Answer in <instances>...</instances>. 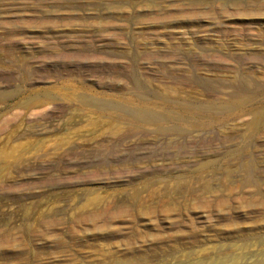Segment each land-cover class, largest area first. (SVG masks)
I'll return each mask as SVG.
<instances>
[{"label":"rangeland","instance_id":"obj_1","mask_svg":"<svg viewBox=\"0 0 264 264\" xmlns=\"http://www.w3.org/2000/svg\"><path fill=\"white\" fill-rule=\"evenodd\" d=\"M237 75L264 85V0H0V264H264Z\"/></svg>","mask_w":264,"mask_h":264},{"label":"bare ground","instance_id":"obj_2","mask_svg":"<svg viewBox=\"0 0 264 264\" xmlns=\"http://www.w3.org/2000/svg\"><path fill=\"white\" fill-rule=\"evenodd\" d=\"M68 92V91H67ZM224 97L220 99L219 103L224 105L229 109L236 108V107H243L255 102L258 100L264 99V85H257V84H247L244 82V77L236 76L232 80L228 82L227 89H225L223 93ZM78 104V103H77ZM218 107V105L216 106ZM215 107V108H216ZM219 108V107H218ZM259 111V110H257ZM256 111V112H257ZM135 115H142L139 112H134ZM259 115V114H258ZM262 115V114H261ZM93 117V116H92ZM260 117V116H259ZM262 120V119H261ZM258 123V122H257ZM60 138V137H59ZM57 139V138H56ZM63 139V137H62ZM61 140V139H60ZM59 140V141H60ZM58 142V140H56ZM49 142V141H48ZM51 142V141H50ZM54 142V141H52ZM63 142V141H62ZM64 143V142H63ZM68 143V142H67ZM58 144V143H57ZM60 144V143H59ZM61 145V144H60ZM47 146V145H45ZM54 147V145H52ZM64 146V145H63ZM51 147V146H50ZM56 147V146H55ZM41 150V149H39ZM59 150V149H58ZM14 151V150H13ZM25 150L20 148L19 154ZM35 153V152H34ZM33 155V153H31ZM36 154V153H35ZM43 154V153H41ZM40 155V154H37ZM23 157V156H22ZM37 157V156H36ZM20 159V158H19ZM21 160V159H20ZM17 161V160H16ZM12 165V164H11ZM10 167V166H9ZM11 168V167H10ZM251 169L250 164L245 165L243 170L249 172ZM6 172V171H5ZM10 172V171H9Z\"/></svg>","mask_w":264,"mask_h":264}]
</instances>
